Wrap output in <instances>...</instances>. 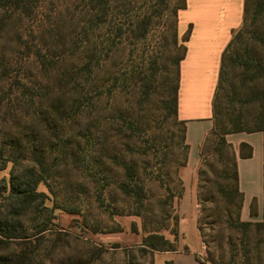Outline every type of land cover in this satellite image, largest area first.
<instances>
[{"label": "trees", "instance_id": "16d2710c", "mask_svg": "<svg viewBox=\"0 0 264 264\" xmlns=\"http://www.w3.org/2000/svg\"><path fill=\"white\" fill-rule=\"evenodd\" d=\"M169 2L0 0L2 122L18 127L22 121L28 122L18 136L0 147V159L8 152L7 159L13 164L9 181L0 183V264H38L39 250L57 220V204L50 207V195L39 191V186L45 184L50 189L51 183L62 177L59 169L69 166L80 167L83 177L92 178V184L100 183L97 178H113V168L120 166L125 178L120 190L133 202L131 215L144 223L139 243L112 247L123 251L124 264H137V255L155 264L156 253L180 251L176 201L185 190L181 170L187 166L190 152L187 126L178 116L180 64L190 36V30L179 36L178 16L186 8V0H176L171 11L176 28L169 51L171 63L164 68L169 80L157 108V139L148 136L144 86L135 96L152 18L161 19L170 9ZM259 37L264 41V0H246L243 25L223 56L213 105L214 127L200 149L197 175L202 211L197 224L208 249V264H264V213L261 223L241 221L244 195L239 187L237 156L226 140L230 134H264V55L255 59L250 51V44ZM240 67L249 72L247 107L223 120V98L229 96L226 85L230 81L233 85V74ZM240 150V156L252 155L246 144ZM141 178H154L165 195L153 204ZM213 184L217 196L210 197ZM220 200L227 213L232 214L231 207H235L236 218L229 219L227 227L237 233L240 249L227 261L219 256L216 262L205 225L209 220L207 205L218 210ZM61 207L68 214L79 215L76 206ZM251 214L256 215L255 203ZM149 224L153 228L147 231ZM210 225L214 230L220 223ZM83 228L96 235L109 233L99 227ZM164 230L171 231L172 240L162 234ZM131 231L140 236L136 224ZM250 237L257 239L253 249ZM98 247L73 255L71 258L77 257L69 264H102L110 248Z\"/></svg>", "mask_w": 264, "mask_h": 264}, {"label": "rangeland", "instance_id": "374dc122", "mask_svg": "<svg viewBox=\"0 0 264 264\" xmlns=\"http://www.w3.org/2000/svg\"><path fill=\"white\" fill-rule=\"evenodd\" d=\"M169 4L170 9L164 12L161 19L152 18L153 21L150 33L147 37L146 50L143 58L145 64L141 70V73L143 71V74H141V80L139 81V89L135 91V96L136 94L137 96L140 94L143 86L146 91L145 122L148 129V136L151 140L157 139L159 134L157 127L159 125L160 116L157 108L161 101L160 93H162L164 85L166 86L169 80L168 76L164 75V68L169 67L171 63V60L169 61V51L171 49L173 34L176 28V19L171 14L172 8L176 4V0H170ZM180 45L182 44L180 43ZM250 45V51L253 58L259 59L264 55L263 39L259 37ZM248 74L249 72H244L240 67L238 72L233 74V85L231 84V81L229 85H226L225 91L229 96L223 98V102H225L223 110L224 116H222L224 117L223 120H227L226 118L234 116L236 112L247 107L244 101L247 95L245 83L248 80ZM20 112H22V110H20ZM2 117L3 113H0V147L3 144H7V142L14 136H18L19 132L22 131L28 123L22 121L18 127L10 123H3ZM230 135L226 136V140L235 151L234 145L229 141L231 140ZM177 140L178 132H176V141ZM8 148H10V145ZM9 156V153L7 152L5 156L0 159V183L3 180L9 181L10 179L13 164L8 161L7 158ZM22 164L24 165L25 162ZM59 170L62 177H57L54 182L51 183L52 185L50 189L45 184L39 186V191L46 192L52 199L48 205L52 207L53 203L57 204L55 205L57 210L54 212L57 220L55 221L56 227H54V231L52 234H47L43 242L44 245L41 246V249L39 250L38 264H69L72 259L80 256L77 254L92 252L95 248H99L98 246L110 248V251L106 253L104 257L102 264H124L123 251H114L112 247H114L115 244L125 247L139 243L144 233V223L142 218L131 215L132 213H130V211L132 210L133 202L124 196L120 190V183L125 179L123 178L120 166L113 168V178H109V180H106V178H97L100 179L99 184H92V178L83 177L84 174L80 167L72 169V167L69 166L67 170L64 168H60ZM66 171L70 172L66 173ZM188 173L192 172L189 171ZM185 174L186 171H184V176ZM141 179L147 184V190L152 197L153 204L156 199L162 198L165 195L164 189L160 187L159 183L155 182L154 178ZM184 179L188 191L185 198H183L185 194L184 190L182 198L176 201V209L180 219L182 216L183 220V238L181 239L180 233V245L181 248L186 246L189 250L182 252L179 255L156 253L155 264H167V261L172 260L175 264H208L206 262V252L208 249L203 246L204 252L202 250V241L195 216L196 204L198 205V216L202 211V206L198 201L199 178L197 175V178ZM106 182H108L109 185H106ZM194 187H196V202H194V199L192 198ZM211 187L212 194L210 193V197L217 196L216 186L213 184ZM63 204H68L70 207L76 206L79 210V215H71L63 211L61 209ZM218 208L219 209L217 210L213 205H207L206 211L209 216L207 223L209 225H205L206 240L209 243V250L216 262H218L219 256H221V258L223 256L225 258L224 260L227 261L231 254H234L240 249L237 233L227 227L229 219L236 218L235 207H231L232 214L229 212L227 213L224 204L220 200ZM148 216L149 214L146 217L148 218ZM250 216V218H243L242 208V222H263V215L259 217L256 213L255 216H252V214ZM213 221L220 223V225L214 230H212V226L210 225ZM133 224H136L140 232L139 237H136L131 233ZM83 226L90 229L99 227L101 232L109 233L96 235L84 232ZM147 228V231H150V228H153V225L149 224ZM116 229H122L123 232L110 233V231ZM162 234L171 240L173 239L170 230H164ZM256 241L257 239L250 237V249L254 248ZM73 255L77 256L71 258ZM136 257L138 260L136 262L137 264H151L150 260L146 257L141 258L140 255H137Z\"/></svg>", "mask_w": 264, "mask_h": 264}, {"label": "crops", "instance_id": "0c3cea01", "mask_svg": "<svg viewBox=\"0 0 264 264\" xmlns=\"http://www.w3.org/2000/svg\"><path fill=\"white\" fill-rule=\"evenodd\" d=\"M245 1L186 0V8L179 12V36H185L190 30L189 40L186 43V56L180 64L178 93V116L180 121L186 123L187 143L190 146L188 164L181 170V178L185 186L183 198L188 191L184 178H197L200 149L214 127L213 105L223 56L234 34L243 25ZM230 136L229 141L234 145L237 154L239 187L244 195L243 218L251 217L253 203L260 217L264 213V134L240 133ZM242 144H246L251 149L250 157L240 156ZM246 152L247 150H244V153ZM188 170L192 173H188ZM184 171H186L185 176ZM192 198L196 202V187L193 189ZM195 216L198 221L197 204ZM182 221L181 216V239L183 238ZM203 246L202 242L204 252ZM185 248L189 250L188 247L181 248L180 245L179 252L165 253V255H179L185 252ZM171 262L175 264L173 260Z\"/></svg>", "mask_w": 264, "mask_h": 264}]
</instances>
